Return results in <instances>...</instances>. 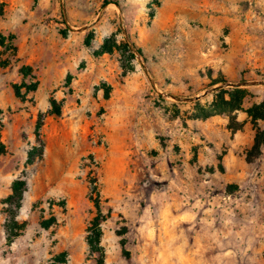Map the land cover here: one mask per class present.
<instances>
[{
	"label": "rangeland",
	"instance_id": "obj_1",
	"mask_svg": "<svg viewBox=\"0 0 264 264\" xmlns=\"http://www.w3.org/2000/svg\"><path fill=\"white\" fill-rule=\"evenodd\" d=\"M245 81H264V0H0V264H163L184 252L187 264H264V147L249 164L244 145L240 173L238 159L224 166L225 145L215 164L198 163L201 145L220 140L214 128L245 143L264 129L250 115L264 86L241 88V110L207 119L217 91L165 96ZM39 141L42 160L27 166ZM203 176L230 205V241H193L203 216L192 208L183 251L164 241L162 202L170 182L195 206ZM20 177L13 221L5 202Z\"/></svg>",
	"mask_w": 264,
	"mask_h": 264
},
{
	"label": "crops",
	"instance_id": "obj_2",
	"mask_svg": "<svg viewBox=\"0 0 264 264\" xmlns=\"http://www.w3.org/2000/svg\"><path fill=\"white\" fill-rule=\"evenodd\" d=\"M216 118H213L212 123H210V126H213L217 124ZM209 126V127H210ZM203 134L208 138L209 133L211 131L202 130ZM212 134L214 137L220 138V140L216 141V146L213 149H208L205 147V145H201L203 147L200 148V156H199V164L201 166H212L215 164L214 162V153H216V150L219 148H222L224 145L229 148V155L226 156V158L223 159V164L228 168V172L231 171V160L232 159H238V167L234 170L235 173H240L239 169L244 168V158H241L240 153L245 148V144L248 145V147L252 146L254 141V137L251 138V141L247 139L246 143L243 140L244 135L241 132H237L231 137L229 135V129L226 127H216L212 131ZM221 138L223 140H221ZM226 142V143H225ZM203 144V142H202ZM243 144V146H241ZM137 146L140 147L139 143L137 142ZM142 147V146H141ZM153 148H156L158 150L159 146L154 145ZM251 148V147H250ZM208 152H206L205 151ZM260 158V157H259ZM258 158V159H259ZM257 159V160H258ZM149 164H153V161L148 159L147 160ZM262 164L264 165V159H262ZM245 163H246V156H245ZM252 164V163H249ZM243 173V172H242ZM203 179V180H202ZM200 181V190H198V193H200V196L196 197V204L193 207L186 206V200L185 195L187 192V186L186 185H180L178 186V190L182 191V197L180 195V192L178 191L177 195L178 198L176 199L175 195V189H172V186L170 182H168L167 186V192L168 196L165 198V201L162 202V210L164 208V212H166V215H168L167 221H166V232L167 236L164 237V241H169L171 245H178L179 247H183V251L186 250L187 241H190V238L187 237V228H186V221L187 216H191V211L194 208L198 215L200 214L203 216V220L201 222L196 223L198 225V230L196 231L193 241H230V223L229 221H226L227 214H230L229 208L230 205L226 203V201L223 203L220 202L217 198L218 196H212V192L206 193L203 189L205 187L203 184H207L209 182H213L212 177H205L203 176ZM262 179L264 180V175L262 176ZM205 192V193H204ZM205 197V198H204ZM220 199H224L223 197ZM220 214L222 216H220ZM217 217H220L222 219V223L216 224L214 220H218ZM150 228V223L146 225V229ZM201 229L206 230L207 232H202ZM251 240V239H249ZM177 241V243H176ZM176 243V244H175ZM181 249H179L180 252ZM210 262L205 263L202 261L200 264H217L215 260H211ZM229 262V261H228ZM163 264H187V259L185 252L179 253L177 256H169L168 260H165V263ZM230 264V262H229Z\"/></svg>",
	"mask_w": 264,
	"mask_h": 264
},
{
	"label": "trees",
	"instance_id": "obj_3",
	"mask_svg": "<svg viewBox=\"0 0 264 264\" xmlns=\"http://www.w3.org/2000/svg\"><path fill=\"white\" fill-rule=\"evenodd\" d=\"M104 5L107 6L108 2L105 1ZM216 95H217L218 101H216L214 105L211 107L212 113L205 114L204 119H207L216 114L225 113L227 111L235 112V111L241 110L247 93H246V90L244 89L234 88V89H228V90H225V89L219 90L216 92ZM227 96L229 97V99H226ZM257 109H259V112L255 115H253L250 111V115L253 118L255 124L258 120L264 121V103L258 105ZM40 129H41V125L38 127L37 131L39 132ZM39 142L41 143V141ZM263 147H264V129L257 128V132L255 134L253 144L247 152L246 161L248 163H253L255 160H257L262 154ZM34 151L35 152L32 151L28 155V160L26 163L27 166H32L36 162H39L40 160H42L43 144L41 143V146L39 149L34 148ZM6 153H7V147L2 142L1 134H0V156L5 155ZM26 192H27V184L23 178L20 177L16 181H14L12 185V194L5 202L7 206H10L13 209L11 212L13 221L16 220L18 212L22 207V203L24 201ZM96 208L98 209V205L96 206ZM94 226L97 228L99 227L97 218L94 222ZM99 234H97V237L95 240L90 238L88 241V244L92 250L96 249L97 245H99V242H100ZM17 236L18 234H13V235L8 234V241L11 242ZM97 264H104L103 257H100L98 259Z\"/></svg>",
	"mask_w": 264,
	"mask_h": 264
},
{
	"label": "water",
	"instance_id": "obj_4",
	"mask_svg": "<svg viewBox=\"0 0 264 264\" xmlns=\"http://www.w3.org/2000/svg\"><path fill=\"white\" fill-rule=\"evenodd\" d=\"M250 86H264V81H252V82H240V83H225L222 85H218L213 87L212 89H209L207 91H205L202 95L193 97V98H181V97H177L171 94H166L165 96L168 98H172L178 102H196L199 101L201 98L208 96L209 94L216 92L218 90H222L224 88H245V87H250Z\"/></svg>",
	"mask_w": 264,
	"mask_h": 264
}]
</instances>
